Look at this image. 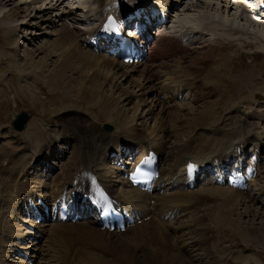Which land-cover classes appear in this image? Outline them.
Listing matches in <instances>:
<instances>
[{
  "label": "bare ground",
  "instance_id": "6f19581e",
  "mask_svg": "<svg viewBox=\"0 0 264 264\" xmlns=\"http://www.w3.org/2000/svg\"><path fill=\"white\" fill-rule=\"evenodd\" d=\"M58 1V4L61 5L62 0ZM172 1H167L168 6ZM176 1H173L175 2V5L170 6H176L173 7V10L176 11L177 8L176 12H178L180 11L179 8L183 5L185 0ZM4 2L5 0H0V5L4 4ZM202 2L203 1H200L195 5H189L185 2L183 7H196L198 4L203 5L206 1L203 3ZM73 5H71L70 8L68 7L66 13L67 15H64L63 18L74 13V11L72 12ZM127 5L128 0H96V10L94 16L99 21H102L105 16H110L115 12L124 11ZM205 6L207 8L211 7V5L208 3H206ZM30 9L31 8L28 9L26 6H24V11L26 12V17L24 19H30L32 21L34 20L35 16H31ZM17 10H9L6 13L7 15L4 14L3 18L13 15L18 17L19 15H16ZM34 10L35 9H33V11ZM186 10L185 12H189ZM238 11L239 12L232 16L228 12V15L225 19L222 17L208 19L210 21L212 30L217 35L212 44L216 45L218 42H227L231 46L240 45L243 48H255L254 44L246 42L240 38L241 33L245 35L246 33L244 30L238 28L239 26L236 25L235 20L240 19L241 22H246L249 25L252 24V22L246 18H241L242 14L239 15L241 13V9ZM205 19L208 21L207 18ZM229 20H231V22ZM51 22L53 23L54 21ZM181 23L182 22L179 23L177 21L173 24H175L177 29H182L183 26H180ZM62 27V30L58 32L60 40L56 42L57 48L58 46L62 47L63 52L59 62H57L52 68L53 70H50L51 72L46 75L47 78L49 81H55L58 79L61 82H65L67 85L65 89L68 91L72 90L70 91L72 93L75 89L77 92L74 95L79 98L83 97L93 100L92 102L95 101L94 103L98 105L101 103L103 107L108 109L110 120L116 119V121L122 122L124 124L122 126L123 129L121 134L114 133L112 135H107L101 131L99 128L100 126L94 125V122H89V120H87L86 124L81 122V127H79L80 121L72 120L70 122L71 126L69 127V129L73 132L72 136H74L76 139L78 134L82 137H84V134H87V138L90 140L93 150L86 152L82 149L78 155L72 157L68 164L62 169L61 179L57 182L52 181V184L53 186L57 187L64 186L62 189L64 190L67 188L65 185H67V182L75 173L76 175L73 178L72 183L83 170L93 171L102 179L108 189L118 198V200L125 203L138 205L141 204V210L145 214L146 218L153 217V219L151 222L144 223V226L141 227L139 231L135 230L132 234L127 236L117 233L112 234L104 232L98 229L93 223L59 224L47 230V238L50 239V237H52L54 239L53 245L50 249L59 254L63 252L62 249H59L62 247L64 249V255L66 254L65 251L68 252V254H66V261H69L72 264L77 263L78 258L75 257L72 252H75L77 255H79L80 260L83 261L84 264H193L192 260L194 257L189 255L190 247H192V249H195V251L197 250V255L203 254L205 258H208L207 260H209V263L207 264H239L238 260H243V256L236 257L237 262L228 261L221 259L214 252L209 251L211 247L210 245H207V242H204L205 236L210 237V235H213L214 238L219 234V232L222 231L221 229L217 230V228H214L208 223V219H210L208 216L210 214L206 213L202 216L203 218H198V220H195L196 223H194L196 224V228L193 231L189 229L186 231L181 230V235H178V230L169 225V222H165V219L169 214H173L175 211H181L182 213L187 210L196 211L199 206H204L206 204V206H208V204L213 203L214 206L211 205L210 208L208 207L210 211L214 213L213 216L212 214L210 215L213 217V219L211 218L213 225L221 227L224 225L227 226L228 223H231L232 226H237L240 231H245L244 234H246L247 238L258 237L257 239H264V220L263 217H261L263 214L258 208H255L254 206L250 205V203H248V196H241L239 195V192L235 190L213 186H205L203 189H201V192H199V190L197 191L199 193L195 191L187 192L181 189L175 191L170 190L173 179L176 178L182 182L184 181L183 172L184 167L188 164V161H198L201 163H207L214 159L227 161L231 156L238 152L239 149L246 150L250 148H257L261 150V142L259 140L263 138V133L258 131V121H254V119L257 118L255 116H251L249 119L244 118L241 121L236 119L233 123L229 121V123L227 122V124H224L225 127L223 128L217 127L211 129L212 133L208 132V135L202 133L200 135L186 137V141L182 142L181 145L176 147L175 152H169V154H167V143L164 139L159 140L155 129L152 131H146L144 129H139V127H134L137 119H143V116L140 117V115L137 114L140 110L139 107H136L131 111L133 120H128L127 113L129 110L121 108L118 101H120L122 97L126 96V94L128 95L129 92L125 88L118 86L115 82L118 80H123L130 84L129 86H131L132 89H136L138 92L139 90L142 91L145 89V87L142 83H137L135 80L136 78L134 79L135 75H138L140 80H142L144 83L148 80L152 81L155 77L153 74H151L154 66L161 65L162 62L167 58L173 59L181 57L183 54L188 52V48L178 44L168 36L161 35L158 37L160 49L156 50L148 57L150 61L146 62L145 64H140L138 66L136 65L135 67L134 65L126 66L118 62L115 58L104 56L99 53L98 50L81 43L79 38L77 39L74 37V34L76 33H74V30L70 26L63 24ZM251 29L259 30L264 36V24L258 27H252ZM207 30H209V26H207ZM94 31L95 29L85 33V42L97 37L96 31ZM16 32V28L7 29V41L9 44L14 45L17 41ZM247 32L249 31L247 30ZM219 34H222L223 36H219ZM254 34V37L257 38L259 32L254 31ZM232 36H235V38L232 39ZM246 37H250L249 34ZM81 39L83 40V38ZM257 39L260 40L259 37ZM260 44L261 43H258L256 45ZM210 46L211 44L209 47ZM64 49L67 52H64ZM46 66H48V64L45 60L43 62L42 68L45 70ZM191 69L189 70L187 68L183 70L181 76L179 74V76L175 75V77L171 80V86H174V88H178L179 90L186 88L195 96H201L203 101L206 99L207 95L211 94L210 91H212L209 89L211 87H205L204 83L205 85H208L206 82H208L209 79L211 80L214 74L209 73L202 67L198 68L197 70ZM67 72H73L74 74L78 75L79 83H77L78 81L68 80L69 76H67ZM108 78L112 79L110 86L108 85L110 87L109 89L106 88L108 87L107 84L110 81ZM72 82H76V86L74 84L75 87L72 86ZM65 84L63 85L65 86ZM151 90L152 89H150V91ZM116 92L120 94H118L120 97H115ZM140 97H142V95ZM175 101L176 97L173 98L171 96L170 99L165 101L164 106H167L169 103L174 104L173 102ZM148 104L147 107L151 108L149 110L151 113L153 111V106ZM177 109L179 108L177 107ZM164 111L165 109L163 112ZM263 116L264 114L258 118L259 122L264 118ZM230 117L233 118V116ZM179 121L180 120H178V122ZM130 123L133 125H130ZM198 123L202 125L201 120H199ZM199 127L202 128L201 126ZM158 130H162L161 133L166 131L163 127L162 129ZM28 131L34 139L32 141H35L36 144L42 139L43 130L37 124L32 125V129H29ZM167 133L168 131L165 132V134ZM175 133H177V131H175ZM250 135H252V139H249ZM70 137L71 134H68L66 131L59 136L58 140L54 141L64 139L69 141ZM128 140L133 142H145L148 140L155 142L156 148L161 151L162 155L160 183L164 182V178L166 176H169V182L166 183L165 186L167 193L163 195L155 194L152 198H150L148 196H144L135 189L129 188L125 181H123L121 178L114 179L116 169L112 167L108 168L104 161V152L110 150L114 142H118L119 145H128L130 144ZM162 141H165V143ZM53 143H44L41 145L39 147V153L43 154V150H45L47 147L50 148ZM5 155L6 154H0V167L2 168L3 166V169L0 170V219L2 218L0 220V246L2 258L4 256L8 258V254L12 251H15V247L18 246V244H12V241L13 239L17 238L15 233L18 234L21 229L19 224L21 217L19 213V207L22 209L21 201H24L22 200V197L24 196V192L28 191L27 189H24V184L20 183L19 180L22 179L26 180L28 183L30 182L27 177H24V170L28 163L24 165L23 160L27 161V158H24V155L19 158H10V166L7 164L4 166L6 162ZM105 158L108 160L107 156H105ZM81 169L83 170L81 171ZM4 171L8 172V177L7 174L5 175L2 173ZM2 174L7 178L2 176ZM120 187H122V189H120ZM4 188L5 191L3 190ZM150 199L154 201V204L149 203ZM235 217L238 219V223L234 221ZM246 217L250 219L248 222L253 223L256 222L258 218H260V227H254L252 223H248L250 226L244 227L243 225ZM12 226H15V229H13ZM259 233L263 236L262 238L258 236ZM189 235L196 236L194 239L196 241L194 242L193 240V243L190 246L187 244L186 238ZM35 240L38 241L41 239L36 237ZM73 243L79 245L73 248L75 245ZM182 243H184V246ZM38 245L39 243H35L33 247L31 246L28 248L29 250H32V256ZM71 245H73L71 247L72 251H70ZM3 248H7L5 251L6 254H3ZM166 250H170L169 252L172 254L170 253L169 256L165 255ZM113 255H116L119 258V261L117 260L116 262V259H113L114 261L108 259L113 258ZM197 257L198 256H196V258ZM2 263L7 264L8 261L6 263V260H2ZM196 264L204 263L203 261H197Z\"/></svg>",
  "mask_w": 264,
  "mask_h": 264
},
{
  "label": "rangeland",
  "instance_id": "374dc122",
  "mask_svg": "<svg viewBox=\"0 0 264 264\" xmlns=\"http://www.w3.org/2000/svg\"><path fill=\"white\" fill-rule=\"evenodd\" d=\"M95 1L96 0H68L64 5H62V3L61 6L58 4L59 1L55 4V2L51 0H5L4 4L0 5V154H6L4 166L6 164L10 166V158L20 157L24 155L26 151L29 156H33L38 147L44 143H51L54 140H58L59 136L67 131L68 134H71L70 138H73L75 142H77L74 144L73 151H68L70 153L66 162L62 160L61 163H65L61 166V169H59L60 166L57 164V170L55 171V175L57 174V176L52 179L53 182H57L61 179L62 169L68 164L72 157L78 155L82 149L86 152L93 150V146L87 138V134H84V137H82L77 133L76 139L72 136L73 132L69 129L72 120L80 121L79 127H81L82 123L86 124V121L89 120V122H94V125L100 126L99 128L101 131L107 135H112L114 133L121 134L124 123L118 122L116 119L110 120L108 109L103 107L101 103L98 105L94 103L95 101L92 102L93 100L83 97L79 98L74 95L77 92L75 89L73 93L70 92L72 90L68 91L65 89L67 87L65 82H61L58 79L49 81L46 76L51 72L50 70H53L52 68L54 65L59 62L63 52L62 47L58 46L57 48L56 42L60 40L58 32L62 30L63 24L70 26L74 30V33H76L74 37L77 39L79 38V41L84 43V33L89 30V25L84 23L80 25L79 20L80 17L87 16L86 12L88 10L96 7ZM171 3L169 4L172 5ZM206 3L210 4L211 7L207 8L205 6ZM71 5H73L72 12L74 11L75 14L66 19L63 18L64 15H67L68 9L66 10V7H70ZM183 5L179 8L180 11L173 16L171 26L174 27L175 24L173 23L178 21L179 23L182 22L180 26L187 24L186 29L189 30L190 28L194 29L197 22H202L205 26L208 24L209 30L213 35L212 38L210 37V39H212L211 46L209 47L207 44L206 47L199 44H194V46L190 45L189 49H192V51L186 52V54L181 56L182 58L165 59L161 65L153 67L154 69H152L151 74L154 75V71L157 69L156 72L160 74L159 80L169 83L171 81V76H169V74L173 73L174 76H181L182 71L187 68L189 70L191 68V70H197L202 67L209 73L214 74V77L212 76V79L206 82L208 85L204 83L205 87H211L209 88L212 90L210 91L211 96H209L207 100H199V102L195 103H189L185 100L180 101L177 105L175 103L176 101L173 102L174 104H167V106L161 103V108H163V110L169 109V111L165 113V111L163 112V110L159 108L158 102L155 103L157 99L155 102L151 100L156 98V96H159L162 100H166L167 97L163 94V90L159 88H157L155 92L153 89L150 91L151 88L147 86L150 82L149 80L144 83L140 80L138 75L134 76L137 83H142L145 87L144 90H139V92L136 89H132V87L129 86L130 84L123 80L114 81L118 86L125 88L129 92V96L126 94V96L121 98L122 101H118L121 108L129 110L127 113L128 120H133L131 111L139 107L140 110L137 114L140 115V117L143 116V119H137L134 127H139V129H144L146 131L155 129L159 140L164 139L167 143V154H169V152H175L176 147L186 141V137L196 136V134L201 131L199 135L202 133L208 135V132L212 133L211 129L217 127L223 128L225 127L224 124H227V122L229 123V121L233 123L236 119L241 121L244 118L249 119V117L255 116L257 119L254 121H259L258 118L264 114V36L259 30L251 29L252 27H258L262 24L254 23L253 25L252 23L249 25L246 22H241L240 19L235 20L236 25L239 26L238 28L244 30L246 33V35L241 33L240 38L254 44L255 48H243L240 45L231 46L227 42H218L215 45L212 44V42L216 39L217 35L212 30L208 19L226 18L228 11L223 8V3H221L220 0H206L203 5L196 7L185 8ZM24 6L28 9L31 8V16H35L34 20L24 19L26 17ZM33 9L35 10L33 11ZM9 10H17L16 15L19 16L15 17V15H13L3 18L4 14ZM185 10L189 12H185ZM229 14L231 16L234 15L233 11L229 12ZM205 18H207L208 21H206ZM51 21L54 22L52 23ZM229 21L231 22V20ZM10 28L17 29V41L14 45L9 44L7 41V29ZM247 30L249 32H247ZM201 31L205 32V29ZM254 31L259 32L258 37L261 41L257 39L258 37H254ZM172 33L173 31H169V34ZM169 34L167 35L170 36ZM248 34L250 37L247 38L246 36ZM219 36L223 35L219 34ZM81 38H83V40ZM231 38L234 39L235 36ZM207 39V37H204V40L207 41ZM258 43L261 44L256 45ZM64 52L67 51L64 49ZM45 60L48 66H46L44 70L42 66ZM67 76H69L68 80L78 81V75L73 72H67ZM108 79H110V81L107 86H110L112 79ZM72 83V86H74V84L76 86V82ZM77 83H79V81ZM63 84H65V86ZM109 86L106 88L109 89ZM143 92L146 93V97L143 96ZM153 93L154 95H152ZM176 93L178 92L174 91V94ZM118 94L119 93L116 92L115 97H120V94ZM141 95L142 97H140ZM148 103L150 106H153V111L151 113L149 112L151 108L147 107ZM177 107L179 109H177ZM22 112H27L30 115V120L24 132H16L12 127V123L16 116ZM230 116H233V118ZM177 119L180 121L178 122ZM199 120L202 121V125L198 123ZM35 124L40 126L43 130L42 139L39 140L37 144L35 141H32L34 139L28 131L32 129V125ZM106 124L113 127L111 133L105 132L104 126ZM130 125L133 124L130 123ZM162 127L168 131L167 134H165L166 131L161 133L162 130H158L162 129ZM175 131H177L179 135L175 133ZM56 135L57 138L55 139L54 137H56ZM252 138V135H250L249 139ZM165 141L162 142L165 143ZM80 143L81 146H79ZM23 162L25 164L27 161L23 160ZM2 169L3 166L2 168L0 167V170ZM2 173L5 175L7 174L8 177V172L4 171ZM3 174L2 176H5ZM255 183V190L250 193V195L257 198L260 187L261 191L264 190V167L260 177ZM201 191L202 190H199V192ZM247 199L248 203L255 207L257 200L250 196H248ZM206 205L199 206L197 209L198 212L194 211L195 213L192 215L181 217L180 220L176 222L177 224L174 223L175 225H172L179 227L181 224H187L186 226L189 227H182L179 229L182 231L188 229L193 231L196 228L195 220L203 218L202 216L206 213L212 214L213 216L214 213L209 209L211 204H208V206ZM212 205L214 206L213 203ZM256 205L260 206V208H255L261 211L263 214L261 217H263L264 220L263 204L259 202ZM200 207H204V209L201 210L199 209ZM20 209L21 207H19V211ZM210 215L208 216V218H210L208 219L209 224L217 228V230L221 229V232L228 230L230 234L226 232L224 237L219 241L218 247L213 249L216 253L212 248H210L209 251L214 252L219 257L225 258L224 260L230 258L232 259L231 261L235 262H237L236 257L243 256V260H238L239 264H264V239H257L258 237L247 238L246 234H244L245 231H240L237 226H232L231 223H228L227 226L217 227V225H213L211 220L213 217ZM234 219V221L238 223V219L236 217ZM259 219L260 218L253 223L248 222L250 219L246 217L244 221L247 223L244 222L243 226L248 227L250 226L248 223H252L254 227H260L261 219ZM209 228L211 229L210 226ZM47 236L43 239L42 243L40 242L41 244L39 247L37 246V250H39L37 262L39 264H72L66 261V254H68V252L65 251L66 254L64 255V249L62 247L59 249H62L63 255L62 253H59L61 254L59 255L50 249L54 239L52 237L49 239ZM258 236L260 238L263 237L260 233ZM186 238L188 242L190 239L188 236ZM212 238L213 235H210V237L205 236L204 242H207V245H209V241ZM195 241L196 240H194V242ZM76 243H73L75 244L74 246H70V251H72V246L74 248L79 245ZM182 244L184 246V243ZM169 251L170 250H166L165 255L169 256L171 253ZM196 252H192L193 255H195ZM72 254L78 257V264H84V262L80 260L79 255L75 252H72ZM202 255L203 254L197 255L198 257L195 258V260L193 259L192 263L196 264L197 261H203L204 264L209 263V260H207L208 258ZM112 257L113 258L108 259L112 261L116 259V262L117 260L119 261L116 255Z\"/></svg>",
  "mask_w": 264,
  "mask_h": 264
},
{
  "label": "water",
  "instance_id": "95a60500",
  "mask_svg": "<svg viewBox=\"0 0 264 264\" xmlns=\"http://www.w3.org/2000/svg\"><path fill=\"white\" fill-rule=\"evenodd\" d=\"M29 120V115L27 113L20 114L16 120L13 122V128L17 132H22L25 130L26 124Z\"/></svg>",
  "mask_w": 264,
  "mask_h": 264
}]
</instances>
